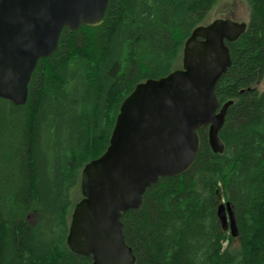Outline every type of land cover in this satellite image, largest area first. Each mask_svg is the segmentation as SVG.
Masks as SVG:
<instances>
[{"label": "trees", "instance_id": "1", "mask_svg": "<svg viewBox=\"0 0 264 264\" xmlns=\"http://www.w3.org/2000/svg\"><path fill=\"white\" fill-rule=\"evenodd\" d=\"M220 1L111 0L101 26L64 29L26 104L0 98V264H93L67 244L82 171L106 151L125 98L182 67L185 42ZM244 1L248 26L227 42L232 65L216 86L221 105L233 102L224 152L200 130L190 170L160 178L122 215L135 264H264V0ZM224 202L236 238L219 218Z\"/></svg>", "mask_w": 264, "mask_h": 264}, {"label": "water", "instance_id": "2", "mask_svg": "<svg viewBox=\"0 0 264 264\" xmlns=\"http://www.w3.org/2000/svg\"><path fill=\"white\" fill-rule=\"evenodd\" d=\"M110 1L0 0V98L26 104L39 61L56 54L64 29L101 26ZM247 26L229 18L198 26L185 42L181 68L138 84L125 98L106 151L82 171L83 198L67 239L72 252L92 257L93 264H135L122 215L139 210L160 178L190 170L200 130L208 127L211 149L224 152L219 134L233 102L221 105L216 86L232 65L227 42L237 41ZM218 215L223 229L238 237L229 202Z\"/></svg>", "mask_w": 264, "mask_h": 264}, {"label": "rangeland", "instance_id": "3", "mask_svg": "<svg viewBox=\"0 0 264 264\" xmlns=\"http://www.w3.org/2000/svg\"><path fill=\"white\" fill-rule=\"evenodd\" d=\"M233 19L239 23H248L249 21V9L244 0H222L212 10L208 22H212L216 19ZM259 90L264 91V81L258 86ZM80 194L76 193L75 198H79ZM225 201V200H223ZM224 202L223 204H225Z\"/></svg>", "mask_w": 264, "mask_h": 264}]
</instances>
